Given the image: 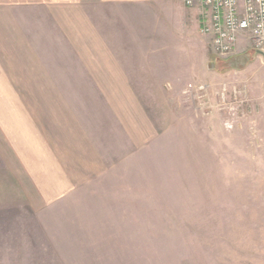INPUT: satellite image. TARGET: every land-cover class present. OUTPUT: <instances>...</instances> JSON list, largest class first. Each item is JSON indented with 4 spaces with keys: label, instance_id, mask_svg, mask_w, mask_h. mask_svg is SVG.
I'll list each match as a JSON object with an SVG mask.
<instances>
[{
    "label": "rangeland",
    "instance_id": "obj_1",
    "mask_svg": "<svg viewBox=\"0 0 264 264\" xmlns=\"http://www.w3.org/2000/svg\"><path fill=\"white\" fill-rule=\"evenodd\" d=\"M255 50L242 36L233 55ZM238 76L190 81L206 84L201 98L183 93L187 82L108 91L94 123L95 105L65 92L54 109L66 107L82 128L107 120L108 134L66 136L62 152L54 126L9 115L17 154H3L9 143L0 138V264H264V117ZM221 83L226 103L240 104L231 129L208 105Z\"/></svg>",
    "mask_w": 264,
    "mask_h": 264
},
{
    "label": "crops",
    "instance_id": "obj_2",
    "mask_svg": "<svg viewBox=\"0 0 264 264\" xmlns=\"http://www.w3.org/2000/svg\"><path fill=\"white\" fill-rule=\"evenodd\" d=\"M201 24V8L182 0H0V78L24 82L0 84V92H12L0 98V138L9 143L3 154H17L6 122L11 114L54 126L58 134L50 137L58 138L53 147L61 152L66 136L107 138V120L82 128L66 107L54 109L71 91L82 92L73 99L95 105L89 110L94 123L105 117V92L174 91L184 82L182 89L190 81L221 82L238 73L264 117V55L255 52L259 63L249 69L254 55L240 69L213 55L210 61V37ZM125 106L139 113L135 102Z\"/></svg>",
    "mask_w": 264,
    "mask_h": 264
},
{
    "label": "built area",
    "instance_id": "obj_3",
    "mask_svg": "<svg viewBox=\"0 0 264 264\" xmlns=\"http://www.w3.org/2000/svg\"><path fill=\"white\" fill-rule=\"evenodd\" d=\"M182 2L186 7L201 8V32L210 37V48L215 58L227 60L232 57L242 36H246L254 49L264 50V0H182ZM222 85L221 90L216 93L214 103L208 105L210 109L219 112L223 126L231 129L236 114L240 112V104L234 106L226 103L228 89L227 85ZM184 89V94L196 90L201 98L205 97V93L201 92H205L206 84L190 82ZM236 95L237 91L234 89L233 98H236Z\"/></svg>",
    "mask_w": 264,
    "mask_h": 264
},
{
    "label": "water",
    "instance_id": "obj_4",
    "mask_svg": "<svg viewBox=\"0 0 264 264\" xmlns=\"http://www.w3.org/2000/svg\"><path fill=\"white\" fill-rule=\"evenodd\" d=\"M258 54L264 55V51L262 50H255ZM251 59L250 54H243L231 57L229 60L222 62L224 66L226 67H233V68H243ZM213 67V64L211 63V68Z\"/></svg>",
    "mask_w": 264,
    "mask_h": 264
}]
</instances>
